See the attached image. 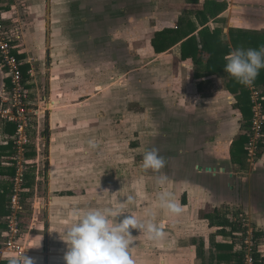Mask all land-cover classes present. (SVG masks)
I'll list each match as a JSON object with an SVG mask.
<instances>
[{
  "label": "rangeland",
  "instance_id": "rangeland-1",
  "mask_svg": "<svg viewBox=\"0 0 264 264\" xmlns=\"http://www.w3.org/2000/svg\"><path fill=\"white\" fill-rule=\"evenodd\" d=\"M135 1H142V5H135ZM153 2L14 1L15 5L23 9L25 20H30L41 29L39 34H35L41 43L30 41L31 46L29 45L36 76L42 81L41 87L44 89L39 106L42 107L50 100L47 92V73L50 72V93L56 103L50 112H58V119L62 113L63 119L68 120L61 127L58 126V130L63 136L60 148L71 153L68 157L64 156L67 167L59 170L63 179L65 178L66 187L71 191L60 200L61 204L56 207L51 205L53 209L50 215V232L44 231V226L40 232H36L39 226H33V209L30 207L34 200L29 198L31 204L27 203L29 208L22 213L25 231L20 241L24 250L26 249L24 254L33 257L35 264H56L52 263L55 252L66 251V244L61 239L62 230L74 222V209L119 205H123L128 213L141 221L148 219L146 213H154V222L164 225L163 241L170 244L163 246L162 240H149L143 232L130 229L133 244L129 253L135 264H164L163 260L165 264H186L182 258L185 253L177 252L182 249L177 246L182 244L184 235L191 232L192 228L186 226L188 221L184 219L182 212L174 215L157 205L158 193L169 191L182 206L180 197L176 195L182 190L184 171L181 165L175 166L173 160H192L193 153L187 142L195 144L197 139L188 140L190 136L184 131L185 126L174 123L173 119L177 117L181 123L178 117L182 114L181 108L193 103L187 96L197 98V94L194 92L191 77L182 78L184 71L177 67L173 54H164L160 58L151 49L155 40L152 36L158 24H170L174 16L181 15L183 5H178L173 0H169V4L166 0ZM49 6L50 46L46 57H43L37 51L39 44L43 49L47 46L46 17ZM140 17L142 21H139ZM175 25L176 22L173 26ZM27 33L28 38L31 37L29 34H33L30 26ZM177 74L182 79H176ZM54 76L56 79H53ZM170 101L173 102L172 105ZM168 121L173 124V128L176 126V131H168ZM40 127L39 130L45 128L44 125ZM37 128L34 121L30 129L31 136L35 135ZM184 138L187 139L184 141ZM153 148L158 149L159 155L166 160V166L160 172L142 167L144 152ZM40 153H45L43 144ZM32 169L29 167L27 173ZM258 169L256 168L257 172ZM161 175L167 177L166 183L162 185L158 183ZM174 176L179 179V183L174 186L173 192L171 180ZM39 182L38 185L41 183V186L37 187L39 189L34 197L37 196L38 201L44 202L45 182ZM237 184L234 189L237 203L232 207L221 206L217 213L228 215L231 219L245 218L251 227L257 229V224L244 211L242 205L248 192L244 188L246 182L240 179ZM129 196L133 197L131 203L127 200ZM38 212L36 215L39 216V222H44V211L39 209ZM128 213L117 217V220L129 215ZM0 230L1 249L6 227Z\"/></svg>",
  "mask_w": 264,
  "mask_h": 264
},
{
  "label": "crops",
  "instance_id": "crops-1",
  "mask_svg": "<svg viewBox=\"0 0 264 264\" xmlns=\"http://www.w3.org/2000/svg\"><path fill=\"white\" fill-rule=\"evenodd\" d=\"M14 1L0 0L1 10L4 14V24L8 29L17 28L21 32V39L17 44L21 50L19 57L29 60V62H25L22 65V72L24 71L26 74L25 78L29 81L27 84L28 100L32 102L33 106H38L39 108V114L32 118L33 123L35 121L38 128L34 136L30 135L31 144L27 149V156L31 161L29 167L33 168L31 172L29 171L27 173V176L34 184L32 185L31 183L33 188L32 192L29 194L27 192L23 195V211L29 208L26 206L29 200H34V204L29 203L33 209L31 213L33 226H39L36 232H40L41 227L44 226L43 230L49 233L52 221L50 215L53 209L51 205L54 204V207H56L61 204L60 200L64 195H69L67 193L71 191L66 187L65 178L63 179L59 171L67 167V160L66 158L64 159V156L68 157L71 154L67 152L68 150L60 148V144H63L60 141L63 136H61L62 133L58 130V126L61 127L68 120L63 119L64 114L61 115L62 113L59 114L58 119L56 116L58 112H50L51 107H55L54 105L56 104L50 93L52 90V77L50 72L47 73V92L50 100L47 104L44 103L42 107L39 106L41 92L44 89L41 87L42 81L36 76L35 67L31 61L29 45L31 46L30 41H35L36 43L41 41L38 35H35L39 34L41 29L37 28L39 26L32 24L30 20H25L23 9L15 5ZM150 1L153 2V0ZM158 1L156 0L155 2ZM166 1L169 4V0ZM173 1H176L178 5L180 3L183 5L181 15L174 16V20L170 22L172 25L158 24V28L154 31L152 38L157 41L160 35L159 33L166 29L172 30L176 28L174 30L181 31L174 44L157 52V54L160 58L164 54H173V60L177 63V67H180L184 71L183 75H181L182 78L187 79L191 77L192 86L195 89L194 92L197 94V98L195 96H187L192 99L190 101L193 103L186 104L181 108L182 114L178 116L181 119V123L177 117L173 119L174 123L176 122L179 125L182 124L185 126L184 131L190 136L188 140L192 141L197 139V143L195 144L187 142L190 144L188 147L193 153L192 160L187 159L186 162H184L185 160H182V162L173 160L174 165L177 167L181 165L184 171V177L181 180L182 190L176 196L178 198L180 197L179 199L182 202V213L184 219L186 218L188 221L186 226H191L189 228H192L191 232L189 231L188 234L184 235L182 244L177 246L182 248L177 250V252L185 253L184 255H180H183L182 258L186 264H236L235 257L233 256V247L230 244L228 225L218 224L223 214L219 215L217 209L226 205L232 207V205L237 203L234 189L235 185L238 186L237 182L241 179V181L246 182L244 188L246 191L248 190L242 201V205H244V211L257 224V229L259 230L257 241L258 250L260 259L264 264V129L262 137L263 146H261V153L257 159V164L254 166L249 163L248 157L243 154V150H240V152L235 146V144H240L238 140L240 136L247 133L249 118L241 109L242 103L239 99L240 90H236L235 84H231L234 89L233 91L228 89V84L230 85L231 82L236 83L238 86L240 82L224 70L227 62L225 57L231 50L235 48L259 49L264 46L262 40L264 37V0ZM140 4L142 5V1L137 3L135 1V5ZM50 10L49 6L46 17V28L48 31L46 38L47 46L44 49L40 44L39 47L37 46V52L42 54L43 57H46L48 47L50 46ZM139 21H142L141 17ZM173 21L179 27L177 25L173 26L175 23ZM27 22L28 27L30 26V30L33 32L32 35L29 34L31 36L30 38H28L27 33ZM217 30L219 31L218 35L222 43L227 44L229 52L224 51L222 46L215 47L217 50L214 51H217L219 58H221L220 63L216 64L215 67H218L220 71L210 72L207 76L196 77L195 73H201L204 72L203 70H206L204 67L206 66L208 58V53L206 50H203L201 44L202 35L205 36ZM231 34L233 38H237L236 42L233 41L234 43L231 41ZM190 35H194L198 43L197 48L199 53L197 58L199 61L196 62L191 57L185 60L181 57V43ZM255 38H258L262 42L256 44ZM151 47L152 51L156 52L152 44ZM28 70H32V73H28ZM181 76L177 74L175 78L182 79ZM53 79H56L55 76ZM7 86L8 80L0 64V96ZM244 86L247 94L246 96L244 95L242 101L246 106L248 105V101L250 102V86L257 90L260 95L264 91V84L262 83ZM170 104L172 105L173 102L170 101ZM46 105L48 106L46 107ZM41 125L45 126V131L39 130ZM168 125V131H176V126L173 128V124L169 123V121ZM11 128V124L0 122V169L2 170L0 173V194H4L6 197L2 202L7 210L11 190V177L13 175L11 166L9 165L10 158L13 154V143L11 140L14 131ZM177 129L179 130V127ZM41 131L44 133L42 132L41 134ZM186 139L184 138V141ZM42 144L45 150L43 154L40 153ZM245 144H242L243 149L245 148ZM243 161L244 163H241ZM71 163L74 165V162L71 161ZM69 165L71 164L69 163ZM187 167L191 169H187ZM252 167L253 169H251ZM256 168H259L258 172ZM178 180L176 176L173 177L171 180L173 184L172 189L176 184L178 185ZM38 181L45 182L44 202L38 201L37 196L34 197V194L39 189L37 187L41 186L40 182L38 185ZM31 185L28 186V191L31 189ZM254 205H256V208ZM39 209H42L44 215H46L44 222H39V216L37 217L36 215L39 213ZM59 209L55 210L58 211ZM7 214L0 217V222L5 221ZM224 216L229 220L228 215ZM211 237L214 238L211 239ZM55 242L56 244L58 243L57 241ZM162 244L163 246L170 245L163 240ZM152 247L155 248V245H152ZM64 253L55 252L52 263L63 264ZM1 260L7 261L6 258ZM163 263L165 264V260H163Z\"/></svg>",
  "mask_w": 264,
  "mask_h": 264
},
{
  "label": "built area",
  "instance_id": "built-area-1",
  "mask_svg": "<svg viewBox=\"0 0 264 264\" xmlns=\"http://www.w3.org/2000/svg\"><path fill=\"white\" fill-rule=\"evenodd\" d=\"M21 32L17 28L8 29L4 24V14L0 3V64L8 80V86L0 96V122L15 126L13 154L9 165L14 172L11 177V190L8 198V214L5 219L6 232L3 247L0 249V260L24 250L20 237L25 231L22 220L23 198L28 188L26 175L31 164L27 149L31 144L30 129L33 126V116L39 114L38 106H33L28 100L27 84L22 65L28 59L19 57L21 50L17 42ZM32 73V70H28ZM251 122L247 131L248 140L245 144L249 163L252 165L258 157V148L263 137L264 107L260 93L250 86ZM242 216V214H240ZM238 227L231 230V240L234 250L240 254L241 264H255V254H259L255 231L249 222L242 218L231 219ZM241 221V222H240ZM247 221V222H246ZM260 258V255H259Z\"/></svg>",
  "mask_w": 264,
  "mask_h": 264
},
{
  "label": "clouds",
  "instance_id": "clouds-1",
  "mask_svg": "<svg viewBox=\"0 0 264 264\" xmlns=\"http://www.w3.org/2000/svg\"><path fill=\"white\" fill-rule=\"evenodd\" d=\"M224 70L243 85H251L259 70L264 68V46L259 49L235 48L225 57ZM166 166V160L159 155L158 149L146 150L142 167L145 170L160 172ZM167 181L165 175L158 179L159 184ZM129 203L133 197H127ZM158 208L178 215L183 208L178 199L169 191L158 193ZM128 213L123 205L116 207L74 209V222L66 226L61 239L66 244L63 256L64 264H135L129 253L133 244L130 229H137L149 240H163L164 225L154 222V213L148 212V219L141 221L131 215L119 221L117 217ZM26 249L6 257L7 264H35L33 257L25 255Z\"/></svg>",
  "mask_w": 264,
  "mask_h": 264
},
{
  "label": "trees",
  "instance_id": "trees-1",
  "mask_svg": "<svg viewBox=\"0 0 264 264\" xmlns=\"http://www.w3.org/2000/svg\"><path fill=\"white\" fill-rule=\"evenodd\" d=\"M180 30H170V29H166L164 31H162L161 33H159V37H158V40L156 41H153L152 43V46L154 47V50L156 52H159V51H162L164 50L165 48H167L169 45L171 44H174L176 38H178V36L180 35ZM208 33V32H206ZM219 31H214L212 33H208V35L206 34L205 36L202 35V47H203V50H206V52L208 53L207 56V63H206V66L204 67L206 70H203L204 72H201V73H195V76L196 77H200V76H207L209 75L210 72H215V71H220L218 70V67H215L216 64L220 63V59L219 58V54L217 53V51H214V50H217V46H222L223 47V50L226 51V52H229V49L227 48V44H223L222 43V40L221 38L219 37L218 35ZM256 44H258L259 42H262V41H259L258 38H255L254 39ZM263 42H264V37H263ZM231 41L233 42H236L237 41V38L234 37L233 38V35L231 34ZM233 42V43H234ZM197 39L194 35H190L188 38H186L184 41H182L181 43V57L183 60H185L186 58H189L191 57V59L196 62V61H199V59L197 58V55L199 53V50L197 48ZM215 67V68H214ZM23 74H24V77H25V73L23 71ZM258 83H262L264 84V68L260 69L259 70V73L256 77V79L254 80V82L252 84H258ZM235 84L236 85V90H240V102L242 103L241 105V109L244 111V113L246 114V116L249 118V121H248V129L250 127V120H251V117H252V113H251V101L249 102L248 101V105L246 106L245 103L242 101V98L244 97V95L246 96L247 94V90L245 88V86L243 84H239V86L236 84V83H233L231 82L230 85L228 84V89L230 91H233V86L232 85ZM264 96V91L262 92L261 96ZM263 96H262V104H263V107H264V99H263ZM243 103H244V108H243ZM11 124V123H9ZM11 130L14 131L15 130V126L13 124H11ZM264 129V124H263V127H262V131ZM10 130V131H11ZM239 140V143L240 144H235V146L237 147V150H243V154H245V156L247 157V151L246 149L242 148V144L243 143H246V141L248 140V137H247V133L246 134H243L242 136H240V139ZM12 143H13V140H11ZM237 143V141H236ZM261 146H263L262 144V139H261V142L259 144V148H258V156L260 155V151H261ZM240 151V152H241ZM246 161V160H245ZM241 163H244L241 162ZM11 170L12 172H14V169L13 167H11ZM1 169H0V173H1ZM26 179H27V182H26V186L28 188L29 185H31L32 181H30L29 177L26 175ZM34 183H32L33 185ZM32 185H31V189L27 192L28 194L32 192ZM26 192V193H27ZM0 217L4 216L7 214V209L5 208V205L3 204L2 200L4 201L5 200V196L4 194H0ZM24 200V198H23ZM2 202V203H1ZM218 224H223V225H228V227L231 229V230H237L238 227L235 223H233L230 219L228 220L227 218H225V216L223 215L222 218L218 221ZM6 227V224H5V221H1L0 222V228L1 229H5ZM258 232L259 230L256 229L255 231V235H256V239L258 241ZM230 233V240H231V231H229ZM230 244L232 245L233 247V256L235 257V260H236V264H241V260H240V254L234 250V243L232 241H230ZM0 264H7V261L5 260H0ZM255 264H263V261L259 258V254H255Z\"/></svg>",
  "mask_w": 264,
  "mask_h": 264
}]
</instances>
